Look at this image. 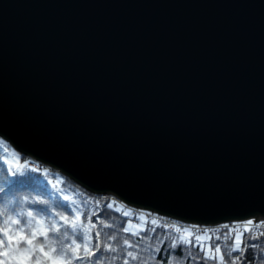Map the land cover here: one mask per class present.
<instances>
[{"label": "water", "instance_id": "95a60500", "mask_svg": "<svg viewBox=\"0 0 264 264\" xmlns=\"http://www.w3.org/2000/svg\"><path fill=\"white\" fill-rule=\"evenodd\" d=\"M0 136L134 207L264 219V0H0Z\"/></svg>", "mask_w": 264, "mask_h": 264}, {"label": "trees", "instance_id": "16d2710c", "mask_svg": "<svg viewBox=\"0 0 264 264\" xmlns=\"http://www.w3.org/2000/svg\"><path fill=\"white\" fill-rule=\"evenodd\" d=\"M157 215L146 217L111 195L90 190L16 151L0 136V264H19L22 258L30 264H51L52 259L93 264L96 244L101 256L95 264H264V222L241 228L221 223L194 231L190 223L168 226ZM129 220L142 222L141 228L127 229ZM19 233L24 239L9 240ZM80 233L82 239L77 238ZM166 240L168 246L158 251ZM173 242L180 245L181 255L174 254ZM205 244L218 248L220 255L207 254ZM129 250L136 260L128 257Z\"/></svg>", "mask_w": 264, "mask_h": 264}, {"label": "snow or ice", "instance_id": "6c2138e0", "mask_svg": "<svg viewBox=\"0 0 264 264\" xmlns=\"http://www.w3.org/2000/svg\"><path fill=\"white\" fill-rule=\"evenodd\" d=\"M29 215H31V213H29ZM85 215H87V214L85 213ZM61 219L64 221L65 224L68 223V220H67L66 217H61ZM121 227H123V225H121ZM124 231H127V229H124ZM77 238L78 239H82L83 238V234L82 233L78 234ZM13 239H24V235H23V233H19L17 235V237H9V240H13ZM197 239H199V237H197ZM237 239H239V237H237ZM253 242L254 241H248L247 243H253ZM27 243L28 244H31L32 243V240L31 239H28L27 240ZM125 243L127 244V240L125 241ZM167 246H168V241L166 240V241L163 242L162 247L158 251L163 252ZM77 248H79V245H77ZM95 248H96V253L92 257L93 264H95V261L98 260V259H100V256H101L100 245L99 244H96L95 245ZM172 248H174L176 250L174 254H176V255H181L182 254L181 251H180V245H178L177 243L173 242L172 243ZM172 248H169L168 250L169 251H172ZM73 251H75V249ZM111 251L114 253L115 252V249L113 248V249H111ZM40 252L43 253V255L48 256V253L44 250L43 247L40 248ZM6 254L7 253H5V255ZM127 255L133 261L137 259L135 256H133V251L132 250H129L127 252ZM262 258H264V257H262ZM164 259L167 260V256H165ZM19 264H30V261L27 258H22L19 261ZM51 264H66V262L65 261H61V260L52 259L51 260Z\"/></svg>", "mask_w": 264, "mask_h": 264}, {"label": "built area", "instance_id": "2783aa9c", "mask_svg": "<svg viewBox=\"0 0 264 264\" xmlns=\"http://www.w3.org/2000/svg\"><path fill=\"white\" fill-rule=\"evenodd\" d=\"M145 213H146V215H148V214L152 215L153 214V212H151V211H146ZM162 217L164 219V223L166 225H168V226H172V225H174V223H176L175 225H179L180 224L179 220H177V219H175L173 217H167V216H162ZM226 223L229 226L241 228L243 226V224H245L246 222L245 221H237V222L229 221V222H226ZM250 224H255V223L250 222ZM214 225H216V224L209 225V224H197V223L196 224H192V223H190V226H191L192 230H194V231H196V230L209 231V228L214 226Z\"/></svg>", "mask_w": 264, "mask_h": 264}, {"label": "rangeland", "instance_id": "374dc122", "mask_svg": "<svg viewBox=\"0 0 264 264\" xmlns=\"http://www.w3.org/2000/svg\"><path fill=\"white\" fill-rule=\"evenodd\" d=\"M15 162H17V161H14V163ZM42 164V163H41ZM44 165V164H43ZM137 211V213L139 212V210L137 209L136 210ZM144 216H146V217H150L149 216V214L148 215H146V214H144ZM235 222H237V221H235ZM250 222H254V219H252V220H247V222L246 223H250ZM192 224H196V223H192ZM252 225H255V224H252ZM141 226H142V222H139V221H133V220H129L128 222H127V224H126V228L127 229H129V230H138L139 228H141ZM239 235V234H238ZM238 235L236 234V236L238 237ZM236 244V243H235ZM205 250H206V253L207 254H210V255H214V254H217L218 256L220 255V252H219V250H218V248H216V251H215V249H211L209 246H208V244H205Z\"/></svg>", "mask_w": 264, "mask_h": 264}, {"label": "bare ground", "instance_id": "6f19581e", "mask_svg": "<svg viewBox=\"0 0 264 264\" xmlns=\"http://www.w3.org/2000/svg\"><path fill=\"white\" fill-rule=\"evenodd\" d=\"M37 162H40V163H42V164H44L45 166H49L48 164H46V163H44V162H41V161H39V160H37ZM49 167H51V166H49ZM75 180V179H74ZM158 216V215H157ZM156 216V217H157ZM160 216V215H159ZM165 216H167V217H171L170 215H165ZM161 217V216H160ZM161 219V218H160ZM176 219V218H175ZM252 219H254V217H252V218H249V219H245V220H252ZM177 220H179V221H182V222H185V223H191V222H187V221H184V220H181V219H177ZM181 222V223H182ZM226 222H229V221H226ZM226 222H221V223H226ZM261 222H264V219L263 218H260V219H257V220H255L254 222H252V223H255L256 225H259ZM180 223V224H181ZM221 223H217L216 225H218V224H221ZM186 224H184V226H185ZM210 225V224H209ZM178 227H180V226H178ZM187 228V227H186ZM184 229V228H183ZM188 230V229H187Z\"/></svg>", "mask_w": 264, "mask_h": 264}]
</instances>
